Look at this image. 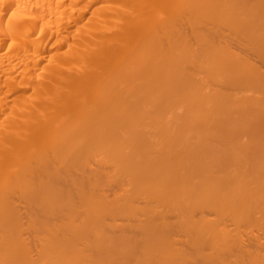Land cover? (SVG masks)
I'll use <instances>...</instances> for the list:
<instances>
[{"label":"bare ground","instance_id":"obj_1","mask_svg":"<svg viewBox=\"0 0 264 264\" xmlns=\"http://www.w3.org/2000/svg\"><path fill=\"white\" fill-rule=\"evenodd\" d=\"M0 264H264V0H0Z\"/></svg>","mask_w":264,"mask_h":264}]
</instances>
